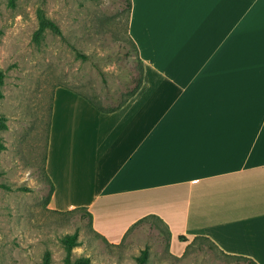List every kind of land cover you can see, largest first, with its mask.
Listing matches in <instances>:
<instances>
[{
	"label": "crops",
	"instance_id": "obj_1",
	"mask_svg": "<svg viewBox=\"0 0 264 264\" xmlns=\"http://www.w3.org/2000/svg\"><path fill=\"white\" fill-rule=\"evenodd\" d=\"M128 33L142 77L121 108L53 90L48 207H85L111 244L157 215L170 246L264 264V0H131Z\"/></svg>",
	"mask_w": 264,
	"mask_h": 264
},
{
	"label": "rangeland",
	"instance_id": "obj_2",
	"mask_svg": "<svg viewBox=\"0 0 264 264\" xmlns=\"http://www.w3.org/2000/svg\"><path fill=\"white\" fill-rule=\"evenodd\" d=\"M125 0H0V264H65L63 238L78 235L71 264H248L205 241L175 239L149 218L115 245L92 230L84 211L48 207L42 171L55 87L106 107L135 86L138 61L126 33ZM40 14L56 23L38 34ZM191 245L185 248L186 244Z\"/></svg>",
	"mask_w": 264,
	"mask_h": 264
},
{
	"label": "trees",
	"instance_id": "obj_3",
	"mask_svg": "<svg viewBox=\"0 0 264 264\" xmlns=\"http://www.w3.org/2000/svg\"><path fill=\"white\" fill-rule=\"evenodd\" d=\"M124 5H125L126 12L128 14L126 33H127V36H128L127 38L129 40L131 46L133 47L136 59L138 61V76L135 79L133 78V80H135V86L131 90H129L126 93V95L119 102H116L115 104L109 105V106H106V107H104V106L100 105L99 103L89 99L88 97L78 93V94L82 95L85 99H87L94 107H96L98 110H100L102 112H113V111H116L119 108H121L127 102V100L130 97H132L137 92V90L139 89V87L141 85L142 62H141V60H140V58L138 56L137 47H136L135 43L132 41V39L130 38L129 33H128V22H129L130 10H131V0H125ZM44 30H50L51 32H53V33H55V34H57L59 36L62 35L61 30L59 29V27H58V25L56 23H54L53 21L47 19L43 14H40L39 25H38V34H41ZM52 98H53V93H52ZM52 98H51V104H50L49 121H48V125H47L48 127H47L46 147H45V152H44V155H43V158H42V171H43V174L46 177V179H47V181H48V183L50 185L49 197H50V194L52 193L53 185L51 184L50 180L48 179V177L46 176V173H45V159H46V150H47V144H48L50 117H51V110H52ZM0 127L1 128H5L4 123L1 122V121H0ZM77 211H84L82 216H84V218H87L89 220L90 226L92 228V215L85 207L75 208V209H72V210H69V211H59V212L74 213V212H77ZM149 218H152V219L156 220L161 225V227L164 229V231L166 233L168 241H170L171 237H170V230L168 228V225L160 217H158L157 215H148L146 217H143V218L139 219L137 222H135L126 231V233L124 234V237L122 238V240L125 238V236L135 226H137L138 224H140L142 222L147 221ZM92 230H93V228H92ZM94 232H95V234L97 236L102 238L107 244L115 245V244L109 243L102 235H100L96 231H94ZM77 239H78V235L76 233L73 234V235H67V236H65L63 238V246L65 248V253H66L65 259H64L65 264H71V253H72V249L75 246L78 245ZM178 239H179V241H182V242H186L187 241V238L184 237V236H179ZM196 240L205 241L208 244L209 247L216 249L218 252H220L226 258L237 260V261H241V262H247L248 264H256V262L253 259H251V258L243 257V256L227 255V254L223 253L210 239H208L206 237L195 236L194 238H192V242L196 241ZM192 242H190L189 244H186L184 250L185 249L187 250V248L191 245ZM147 256H148V249H144L141 252V255L137 258L138 264H146L147 258H148ZM88 262H89L88 258H82V259H79L75 264H88Z\"/></svg>",
	"mask_w": 264,
	"mask_h": 264
}]
</instances>
